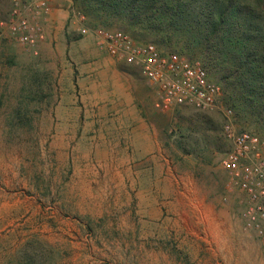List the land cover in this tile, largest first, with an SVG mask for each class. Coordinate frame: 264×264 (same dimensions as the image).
<instances>
[{"label":"rangeland","instance_id":"1","mask_svg":"<svg viewBox=\"0 0 264 264\" xmlns=\"http://www.w3.org/2000/svg\"><path fill=\"white\" fill-rule=\"evenodd\" d=\"M53 8L36 53L0 29V264H264L221 165L223 115L157 109L141 70L81 32L74 0Z\"/></svg>","mask_w":264,"mask_h":264},{"label":"trees","instance_id":"2","mask_svg":"<svg viewBox=\"0 0 264 264\" xmlns=\"http://www.w3.org/2000/svg\"><path fill=\"white\" fill-rule=\"evenodd\" d=\"M74 4L93 27L110 29L112 19H117L136 40L180 44V52L198 56L218 75L228 106L264 134V0H74Z\"/></svg>","mask_w":264,"mask_h":264},{"label":"built area","instance_id":"3","mask_svg":"<svg viewBox=\"0 0 264 264\" xmlns=\"http://www.w3.org/2000/svg\"><path fill=\"white\" fill-rule=\"evenodd\" d=\"M54 0H9L11 8L0 29L36 53L46 39L45 24ZM81 32L92 34L96 47L118 61L138 67L146 81L155 86L154 106L168 111L189 106L202 111H217L224 117L223 132L229 142L222 159L229 183L242 191L244 229L264 243V138L236 126L235 115L223 98L221 86L212 81L204 65L174 51L162 50L153 42L134 39L120 29L91 26L85 14L76 12Z\"/></svg>","mask_w":264,"mask_h":264},{"label":"crops","instance_id":"4","mask_svg":"<svg viewBox=\"0 0 264 264\" xmlns=\"http://www.w3.org/2000/svg\"><path fill=\"white\" fill-rule=\"evenodd\" d=\"M54 3H55V0L52 2V9H51V13H50V15H49V19H48V21H47V23L45 24V28H46V30H47V28L48 27H53V25L51 24V23H53V22H55V19H54V17H53V15H52V12H53V10H54V8H53V5H54ZM52 15V16H51ZM50 20V21H49ZM50 31H51V29H50ZM46 39H45V41H43L41 44H40V47L41 48H48L49 46H51V35H49L48 34V31H46ZM48 40V41H47Z\"/></svg>","mask_w":264,"mask_h":264}]
</instances>
